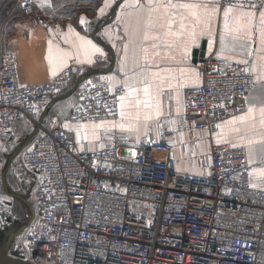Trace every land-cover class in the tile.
<instances>
[{
  "label": "built area",
  "instance_id": "built-area-1",
  "mask_svg": "<svg viewBox=\"0 0 264 264\" xmlns=\"http://www.w3.org/2000/svg\"><path fill=\"white\" fill-rule=\"evenodd\" d=\"M29 12L32 0H16ZM264 0H219L255 8ZM199 86L184 90L185 108L166 116L158 135L139 147L127 131L101 130L80 147L56 118L39 124L36 112L70 86V66L40 83H20L13 54L0 50V136L28 120L35 136L20 163L34 179L36 216L21 231L19 254L30 264H264V178L256 187L245 146L212 144L200 174L174 170L175 132L213 134L240 113L257 80L240 62L197 57ZM123 85L83 81L67 119L117 121ZM186 158L193 150L182 144ZM129 152H131L129 154ZM161 155L166 158H160ZM264 169V165H263Z\"/></svg>",
  "mask_w": 264,
  "mask_h": 264
},
{
  "label": "crops",
  "instance_id": "crops-1",
  "mask_svg": "<svg viewBox=\"0 0 264 264\" xmlns=\"http://www.w3.org/2000/svg\"><path fill=\"white\" fill-rule=\"evenodd\" d=\"M35 3L11 23L1 50L14 55L20 83L44 82L70 66V86L41 104L36 121L56 118L79 147L81 140L94 147L106 128L127 131L139 147L147 136L158 135L166 116L183 113L184 90L201 83L194 52L202 50L204 56L244 64L257 85L247 94L240 113L222 120L215 133L192 129L170 134L166 140L172 144L171 166L178 172L200 174V157L212 144L245 146L249 175L256 187L263 185L264 2L245 8L220 6L219 0H102L93 16L79 13L62 21L51 20L49 3ZM169 3L200 7H167ZM225 8H230L227 19ZM83 81L125 87L117 121L72 123L67 119L77 102L74 87ZM35 129L24 119L0 136L1 206L19 209L31 205L33 177L20 170L17 158L20 149L31 144ZM182 144L193 150L192 157L186 158Z\"/></svg>",
  "mask_w": 264,
  "mask_h": 264
},
{
  "label": "trees",
  "instance_id": "trees-1",
  "mask_svg": "<svg viewBox=\"0 0 264 264\" xmlns=\"http://www.w3.org/2000/svg\"><path fill=\"white\" fill-rule=\"evenodd\" d=\"M101 2L102 0H48L47 14L54 21L74 19L79 13H85L91 17L96 13ZM23 14L24 11L16 0H0V45L2 49V41L9 33L11 23Z\"/></svg>",
  "mask_w": 264,
  "mask_h": 264
},
{
  "label": "water",
  "instance_id": "water-1",
  "mask_svg": "<svg viewBox=\"0 0 264 264\" xmlns=\"http://www.w3.org/2000/svg\"><path fill=\"white\" fill-rule=\"evenodd\" d=\"M203 49V46H202ZM204 53L202 50L200 52H194V60L197 57H203ZM247 70V68H246ZM82 83L78 82L75 87L74 91L76 90L77 86ZM39 124H43L42 122H39ZM24 229V227H19V228H13L12 230L9 231L8 235L6 238L0 242V264H30L27 262L25 259L21 257L19 254V249L18 245H15L13 250H10V243L13 241L14 238H18L19 234L21 231Z\"/></svg>",
  "mask_w": 264,
  "mask_h": 264
},
{
  "label": "rangeland",
  "instance_id": "rangeland-1",
  "mask_svg": "<svg viewBox=\"0 0 264 264\" xmlns=\"http://www.w3.org/2000/svg\"><path fill=\"white\" fill-rule=\"evenodd\" d=\"M41 1L44 2L46 5L48 4V0H41ZM33 5L34 6L36 5L34 0H33ZM21 152L22 151H20V153L18 154V158H17V162H18L19 168L27 176L32 177L28 172H26L23 169V167H22V165L20 163ZM33 183H34V180H33ZM32 187H33V184H32ZM31 192H32V189H31ZM20 219H21L20 218V212H19L18 209H16L15 207L12 209L10 206H7V205L6 206H1L0 205V242H2L6 238V236L8 235L10 230H12L14 227L17 228V225H18V222L20 221ZM15 242H16V238H14L12 243H11L13 248L15 246L14 245Z\"/></svg>",
  "mask_w": 264,
  "mask_h": 264
},
{
  "label": "snow or ice",
  "instance_id": "snow-or-ice-1",
  "mask_svg": "<svg viewBox=\"0 0 264 264\" xmlns=\"http://www.w3.org/2000/svg\"><path fill=\"white\" fill-rule=\"evenodd\" d=\"M105 6H107V4ZM167 7L197 8V7H200V5H195V4H180V5H174V4L169 3L167 5ZM203 7H204L205 11H209L207 4H205ZM101 11H103V9H101ZM210 11H215V8L211 9ZM229 11H230V8H225V10H224L225 19H227V16H228ZM193 15H195V13H193ZM261 19H262V21H264V12L261 13ZM81 22H83V18H81ZM168 23L171 24V21H168ZM149 26H151V24ZM161 26H163V25H161ZM181 28H183V25H181ZM168 34L169 35H174V33H171V31H169ZM144 38L145 39H148L149 38L148 35H147V33L145 34V37ZM87 43L90 44L91 41H88ZM97 51H99V49H97ZM145 51H147V49H145ZM145 92H147V88H145Z\"/></svg>",
  "mask_w": 264,
  "mask_h": 264
},
{
  "label": "flooded vegetation",
  "instance_id": "flooded-vegetation-1",
  "mask_svg": "<svg viewBox=\"0 0 264 264\" xmlns=\"http://www.w3.org/2000/svg\"><path fill=\"white\" fill-rule=\"evenodd\" d=\"M21 150H22V148L20 149V151ZM20 151H19V153H20ZM18 210L20 212V218L21 219L18 222L17 228L27 225L36 216V208L33 205H31L29 207L28 206L22 207V208H19Z\"/></svg>",
  "mask_w": 264,
  "mask_h": 264
}]
</instances>
